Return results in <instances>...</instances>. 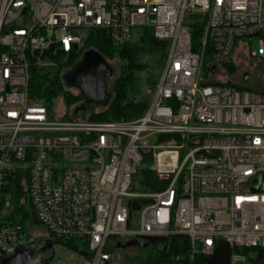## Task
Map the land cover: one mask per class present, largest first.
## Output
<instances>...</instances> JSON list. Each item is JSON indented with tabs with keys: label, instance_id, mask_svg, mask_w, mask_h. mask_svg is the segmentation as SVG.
Returning <instances> with one entry per match:
<instances>
[{
	"label": "built area",
	"instance_id": "1",
	"mask_svg": "<svg viewBox=\"0 0 264 264\" xmlns=\"http://www.w3.org/2000/svg\"><path fill=\"white\" fill-rule=\"evenodd\" d=\"M136 29L168 42L142 116L64 120L30 96L52 48L77 51L96 30L121 46ZM238 42L264 64V0H0V193L21 175L36 219L52 240L85 245L86 264H113L110 240L157 244L152 255L176 235L187 264L223 245L230 262L264 259V91L219 78L234 74ZM143 163L154 191H138ZM27 240L1 225L0 261Z\"/></svg>",
	"mask_w": 264,
	"mask_h": 264
},
{
	"label": "trees",
	"instance_id": "2",
	"mask_svg": "<svg viewBox=\"0 0 264 264\" xmlns=\"http://www.w3.org/2000/svg\"><path fill=\"white\" fill-rule=\"evenodd\" d=\"M142 30L137 42H131L125 45H115L111 42L105 31H92L90 37L85 41L82 47L77 51L69 54L52 48L45 61H49L54 67V75L50 76V72H45V67H35L31 70L30 96L41 102L49 110L52 109L55 100L64 95L68 107L74 108L83 103L85 98L81 94L69 95L67 86L64 82L63 75L66 71L73 69L88 50L99 52L107 61H115L118 65L113 67L116 74L112 81L113 98L105 108L104 113H94L87 119L95 121H122L132 120L143 115L151 101L153 91L157 84V78L152 77L142 79L140 72L148 66L140 64V56L143 54L158 53L163 62L168 50V42L160 41L154 37V33L150 29ZM201 37L199 29L194 31V40L198 41ZM230 72H234V68H230ZM109 81V82H110ZM63 92H66L63 94ZM112 94V93H111ZM71 110V112L74 110ZM22 176L19 175L8 184L3 194L9 195L10 202L5 204L6 199L0 202V226L5 224H18L26 231L27 223L32 220L31 217L36 216L33 209L28 192L24 190L22 185ZM143 192L154 191L156 188V179L151 171H144L142 178ZM8 205L11 213L8 217L2 215L3 209ZM36 223L41 224L38 219ZM33 221V220H32ZM29 240V236L27 234ZM58 244H64L67 247L75 248L73 241L64 242L62 240H54ZM165 249L158 251V248L152 253L145 264H177L176 260L181 264L188 263L190 254L189 240L185 236L176 235L167 238L164 242ZM249 250L244 251V253ZM257 262L254 264H264L262 256H258ZM196 264H205L201 257L196 258Z\"/></svg>",
	"mask_w": 264,
	"mask_h": 264
},
{
	"label": "rangeland",
	"instance_id": "3",
	"mask_svg": "<svg viewBox=\"0 0 264 264\" xmlns=\"http://www.w3.org/2000/svg\"><path fill=\"white\" fill-rule=\"evenodd\" d=\"M142 30H134L133 32V42L138 41V37L141 35ZM248 43V41H246ZM243 44L238 42L235 45L234 54L232 58V66L234 68V74L228 75L224 70L222 73L219 74V78L222 80L229 79L232 82L237 83L243 89L256 91V92H263L264 91V64L254 58H250L247 54L245 48L242 47ZM248 49L250 52H257L258 51V42L253 41L251 44H248ZM109 64L112 66H116L118 69V64L115 61H108ZM140 64L147 65L148 67L140 72V77L142 79L149 78L151 75L154 78H159L161 74V69L163 65V60L158 53H151V54H143L140 56ZM45 72H50V76L54 75L55 67L49 62L45 61L44 65ZM227 69V68H226ZM202 75L206 77L207 70H203ZM248 75V80H244L245 76ZM221 80V81H222ZM225 82V81H223ZM109 86V93L111 98H113L112 92V81L108 82ZM67 93L69 95H79L78 90L68 88ZM66 92H63V94ZM112 93V94H111ZM74 108L68 107L66 103V99L64 95H60L56 100L52 107L51 113L58 118H63L67 120L70 118V112ZM104 113L105 108H99L96 104H89L87 107L86 114L90 115L91 113ZM81 114L79 113L77 117H80ZM67 115V116H65ZM147 168H152L151 164L143 163L138 166V174L135 176V181L140 183L143 178V172ZM138 191L143 192L139 186ZM5 198V204H9L10 197L9 195H5L0 193V202L2 199ZM11 208L8 205L3 209L2 215L8 217L11 213ZM135 217L137 214H134ZM34 216V215H33ZM31 217L27 225H26V232L29 236V240L35 239H51L50 235L46 231V229ZM52 252L50 260L47 264H86V257L85 255L89 254V249L80 242H75V248L67 247L64 244H58L54 240H52ZM109 249L114 251V257L112 260L113 264H141V262L147 261L151 255V251L149 248H135L129 247L126 249H120L117 247L116 241L110 240ZM245 260H232L230 264H254L253 261L257 262V254L254 252H247L244 254Z\"/></svg>",
	"mask_w": 264,
	"mask_h": 264
},
{
	"label": "water",
	"instance_id": "4",
	"mask_svg": "<svg viewBox=\"0 0 264 264\" xmlns=\"http://www.w3.org/2000/svg\"><path fill=\"white\" fill-rule=\"evenodd\" d=\"M115 68L97 51L88 50L84 53L78 64L71 70L64 73L63 79L67 88L78 90L85 101L76 106L72 111L74 119L86 120L90 115L86 114L89 104H96L99 108L106 107L111 101L108 82L114 78ZM248 79V75L245 76ZM79 113L80 117H77ZM137 204L133 209L137 210ZM35 221L36 217L33 216ZM162 238H150L151 243L162 241ZM51 239L27 240L15 248L9 255L0 261V264H47L52 252ZM135 246V242H128L126 245L118 244L120 249ZM230 249L223 245L211 258H204L206 264H230Z\"/></svg>",
	"mask_w": 264,
	"mask_h": 264
},
{
	"label": "flooded vegetation",
	"instance_id": "5",
	"mask_svg": "<svg viewBox=\"0 0 264 264\" xmlns=\"http://www.w3.org/2000/svg\"><path fill=\"white\" fill-rule=\"evenodd\" d=\"M80 104H82V103H80ZM79 104V105H80ZM78 106V105H77ZM138 243V248H143V246H144V248H149L150 249V251L151 250H153L156 246H157V244H148V242H146V241H144V240H140L139 242H137ZM137 248V247H136ZM137 248V249H138Z\"/></svg>",
	"mask_w": 264,
	"mask_h": 264
}]
</instances>
